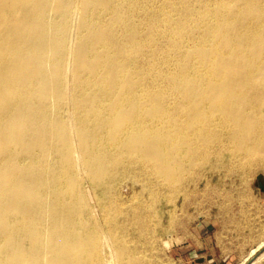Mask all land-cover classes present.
Masks as SVG:
<instances>
[{
  "label": "bare ground",
  "instance_id": "obj_1",
  "mask_svg": "<svg viewBox=\"0 0 264 264\" xmlns=\"http://www.w3.org/2000/svg\"><path fill=\"white\" fill-rule=\"evenodd\" d=\"M224 156L264 167V0H0V264H144L116 183Z\"/></svg>",
  "mask_w": 264,
  "mask_h": 264
},
{
  "label": "rangeland",
  "instance_id": "obj_2",
  "mask_svg": "<svg viewBox=\"0 0 264 264\" xmlns=\"http://www.w3.org/2000/svg\"><path fill=\"white\" fill-rule=\"evenodd\" d=\"M226 158L227 156H224L217 163L215 159H212L211 163L186 176V182L182 184L186 186L180 187L182 189L178 188L175 191L173 188L164 186V188L158 186L152 189L155 191L157 201H153L148 208H145V203L148 201L150 203V193L153 191L150 188L143 190V183L137 180V177L135 180L127 177L116 183L112 193L119 202H124L126 211L130 210L129 215L137 206L134 202L143 205L138 206V213L147 215L149 212L152 215L151 229L145 233L144 237H138L140 233L137 230V224L130 226L131 230L128 228L130 231L127 230L125 233L128 246L131 248L134 245L138 246L134 248L137 247L136 250L139 253L137 256L140 260L143 259L144 264H181L172 256V244L178 236L186 232L188 225L198 218L212 219L228 225L242 222L264 224V191L259 186L260 183L264 185V167L253 165L247 172H242ZM86 189L88 192L91 191V203L94 204L96 197L88 184ZM133 196L136 199L132 198ZM185 197L186 201H183ZM125 200L130 201L127 203ZM130 203L134 205L130 206ZM96 218L103 222L99 214ZM122 220L123 217L120 216L118 222ZM259 234L263 239L264 232ZM129 239L131 240L127 241ZM263 243L264 240L259 246ZM145 247L149 248L148 251ZM249 256L248 260L241 264H264V247L253 248Z\"/></svg>",
  "mask_w": 264,
  "mask_h": 264
},
{
  "label": "crops",
  "instance_id": "obj_3",
  "mask_svg": "<svg viewBox=\"0 0 264 264\" xmlns=\"http://www.w3.org/2000/svg\"><path fill=\"white\" fill-rule=\"evenodd\" d=\"M264 224H225L198 218L172 244V256L181 264H241L253 248L264 247Z\"/></svg>",
  "mask_w": 264,
  "mask_h": 264
},
{
  "label": "water",
  "instance_id": "obj_4",
  "mask_svg": "<svg viewBox=\"0 0 264 264\" xmlns=\"http://www.w3.org/2000/svg\"><path fill=\"white\" fill-rule=\"evenodd\" d=\"M259 186L264 191V185L262 183H260Z\"/></svg>",
  "mask_w": 264,
  "mask_h": 264
}]
</instances>
